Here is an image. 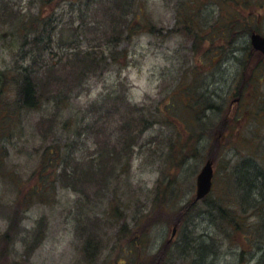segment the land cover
Segmentation results:
<instances>
[{"label": "rangeland", "instance_id": "obj_1", "mask_svg": "<svg viewBox=\"0 0 264 264\" xmlns=\"http://www.w3.org/2000/svg\"><path fill=\"white\" fill-rule=\"evenodd\" d=\"M236 1L133 0L126 9L124 0H12L27 16L39 11L52 15L59 23L57 33L68 35L76 29L79 36L72 45L55 50L58 56L65 57L71 47L90 49L121 29L124 41L117 48L118 59L91 69L76 83L64 115L52 106L24 110L16 125L11 124V136L0 137V264L148 263L166 243L178 241L179 228L173 236L174 216L170 215L196 198L197 176L215 138L210 194L223 197L229 185L228 190L235 192L229 195L231 202L242 207L237 203L236 175L240 182L248 180V172H264V79H259L264 66L260 57L248 53L253 28L264 33V0H247L245 5ZM109 14L116 19L111 22ZM137 16L138 26L128 35L125 29ZM12 24L19 27L9 19L0 24V70L15 63L21 48ZM191 84L203 93L195 106L199 114L204 112V98L216 106L215 112L207 111L208 124L217 125L213 140L205 137L198 155L192 156L189 148L179 144L188 138L184 114L177 123H147L135 140L128 133L130 153L122 155L118 164L103 160L109 141L121 147L118 133L123 123L147 114L142 108L165 111L172 101L170 93L184 92ZM240 90L245 97L236 101ZM180 101L186 109L189 102L185 97ZM68 141L73 142L71 149L62 148L55 157L61 169L45 165L42 146L62 147ZM101 166H119L112 183L103 182L106 172L99 173ZM48 179L56 180V185L49 183L45 194L37 192ZM166 187L173 188L167 197ZM28 193L32 197L21 199ZM198 202L189 227L210 233L215 228L202 212V200ZM241 214L255 223L257 215L250 210ZM40 220L44 235L32 250ZM124 223L129 225L127 230L122 229ZM135 231H140V239L133 238ZM6 232L9 237L3 236ZM224 245L222 257L209 264H238L237 246L229 238ZM131 250L134 253H126Z\"/></svg>", "mask_w": 264, "mask_h": 264}, {"label": "trees", "instance_id": "obj_2", "mask_svg": "<svg viewBox=\"0 0 264 264\" xmlns=\"http://www.w3.org/2000/svg\"><path fill=\"white\" fill-rule=\"evenodd\" d=\"M78 1L81 2L82 0ZM96 1L101 3L103 0ZM238 1L246 2L247 0ZM124 2L126 9L128 6L131 7L133 5V0H124ZM120 3L121 2H119L116 7L119 6ZM240 3L238 4L240 5ZM239 5L236 6L237 9H241L238 7ZM25 14V12L22 14L21 10L16 9L12 0H0V24L6 19H9L13 23H17V26L19 24L18 28H16L15 24H12V26L15 29L14 34L18 36L16 41L20 43L21 47L16 54L15 63L12 62L11 65H7L0 70V137L3 136L5 138L11 136V130L12 132L14 131L13 125H16L19 115L24 110H35L43 106H52L64 115L68 109V106L64 105L67 103V100H70L69 93L74 91L76 83L81 81L87 73H90L89 71L103 65V63L106 66L111 61L118 59L116 51L119 44L124 41V37H121L119 34L123 31L121 29L118 32L119 36L114 37L118 35L115 34L107 41L104 39V42L101 44L91 46L90 49L77 50V48L71 47V52H67L65 57L58 56L55 50L67 45H72L75 42V38L79 36L76 29L70 31L68 35H64V32L57 33L56 28L59 26V23L55 22L56 20L52 15L44 16L42 11L37 12L33 16H27ZM109 17L111 22L116 19L113 14H109ZM134 19L133 22H129V25L125 29L128 35L138 26V24L136 25L135 23L140 20V18L137 16ZM238 27L239 26H237V28ZM94 28L98 29V26ZM197 35V42H201L199 45V47H201L203 41L200 38L199 31H197ZM199 47L196 48L198 49ZM212 59L213 57L210 58V60ZM196 80L197 78L194 79L195 83ZM197 92L198 90L196 87L191 84V87L184 89V92L180 91L177 93L173 91L170 93L169 98L172 99V101H170V105L168 102L166 103L165 111L161 107H157L154 111L145 110V108L140 109L142 112L146 111L148 113L141 114L140 116H132L127 120L125 125L123 123V126L120 127L121 133H118L121 147L112 146L109 141L106 144L105 157L103 160H113L118 164L122 160V155H128L130 153V138L126 137L128 133H130L133 140H135L143 133L147 123L152 121L163 122L165 125L177 123L179 120L183 121V117H186L184 114L187 115V121L184 122V127L188 130V133L186 132L188 138L186 141L179 142V144L184 148H189L187 150H190L189 154L192 156L198 155L199 145L202 144L204 138L207 137L213 140L214 136H212V133L217 125L208 124L207 111L211 110L215 112L216 107L209 102L208 98L203 99L205 104L203 109L204 112L202 114L197 112L195 106L202 101V95L200 94H203L198 92V96L196 97L195 93ZM184 97L185 102H189L186 109L184 108V103L180 101L183 100ZM175 98H177V100ZM122 99L126 101V99ZM173 105H177L174 112ZM137 109L139 108H132V110ZM75 120L78 123L82 122L81 118H75ZM196 123H198V125ZM200 129H202V131H200ZM233 129H235V127ZM81 131L82 129L79 130L80 133ZM209 134L210 136H208ZM122 139H124L123 143ZM192 139H195L194 141L196 142L192 141ZM119 141L115 142L116 145L119 144ZM214 141L210 155H208V158L211 159L214 158L215 148L218 147L216 144L218 139L215 138ZM72 145L73 142L71 143L69 141L62 147L55 145V143L44 144L42 146L44 154L43 162L48 166L50 164H55L54 168L56 171L57 169H61L62 166L58 167L59 164L56 163L55 157L59 156L62 152V148L71 149ZM119 148L122 149L119 150ZM133 149L134 148H132V151ZM92 159L96 161V157L93 156ZM118 167L119 166L108 169L106 166H101L98 170L99 173L103 175V173L106 172V174L103 175V182L108 181V183H112L114 171ZM241 169L243 168L238 169L237 173ZM93 170H95L94 167ZM63 174H67L66 169L63 170ZM85 175H88V173L85 172L84 176ZM90 176L91 174L89 177ZM47 178H49L48 175ZM56 182V180L50 181V179H48L46 183H43V186L38 188L37 192L41 190L43 194L47 193L50 189L49 183L56 185ZM235 185L237 187L236 192L238 191L240 193L237 203H242V207L236 205L235 202H231L229 195L235 192H231L230 189L228 190V188H230L229 185L226 187L225 196L214 198L209 194L202 199V212L209 217L210 223L215 228L213 229L214 233L213 231L210 233H208L209 231L200 233L197 232L194 226H192V228L189 227L192 224L191 218L199 210V202L194 198L186 204L181 211L170 215V217L174 216L172 218V223L179 228L181 234V236L179 234L178 241L174 240L170 243H166L153 259L148 263L142 264H209L211 260L222 257L221 250L224 249L227 238H229L231 244H235L237 249H239V252H237L238 264H264V172H256L253 174H249L248 172V180L240 182H237L236 175ZM170 189L172 192L173 188H168L167 190L166 187L164 192L166 197L168 196L167 191H170ZM169 194L171 195L172 193L169 192ZM32 195V193H28L21 196V199H27L28 197H32ZM17 205L18 203L14 206L16 207ZM241 210L242 213H247V211L250 210L252 215H257L255 217V223H249V219L241 214ZM240 216L243 219H239L238 217ZM182 220L184 221L182 222ZM180 222H182L181 224L183 225L181 228ZM10 225L12 224L9 223V227ZM128 227L129 225L126 223L122 225L123 230H127ZM43 235L44 228L40 220L36 230L35 245L32 246V250L38 245ZM3 236L9 237V232L4 233ZM133 238H136V240L140 239V231H135L133 233ZM170 244L171 247H169ZM171 251H175V254H171ZM129 252L134 253L133 250L126 251V253ZM131 264L138 263L135 262Z\"/></svg>", "mask_w": 264, "mask_h": 264}, {"label": "water", "instance_id": "obj_3", "mask_svg": "<svg viewBox=\"0 0 264 264\" xmlns=\"http://www.w3.org/2000/svg\"><path fill=\"white\" fill-rule=\"evenodd\" d=\"M253 43L256 48L262 49L264 51V37L261 35H253ZM214 177V166L213 161L208 160L203 166L197 177V199H201L208 195L212 190ZM176 228L173 230L175 234Z\"/></svg>", "mask_w": 264, "mask_h": 264}, {"label": "flooded vegetation", "instance_id": "obj_4", "mask_svg": "<svg viewBox=\"0 0 264 264\" xmlns=\"http://www.w3.org/2000/svg\"><path fill=\"white\" fill-rule=\"evenodd\" d=\"M251 13H253V11H251ZM230 27L233 30V32H235V29L232 27L231 21H230ZM253 30H255L257 32H260L257 28H254ZM260 33H262V32H260ZM262 34H264V33H262ZM248 47H249V51H248L249 55L252 54V55H256V56L260 57V59L262 60V65L264 66V54L261 51L254 49L253 46H252V44H251V41L248 43ZM236 66L239 67V65L237 63H236ZM262 74H263V76H261V74L259 75L260 81L262 79H264V70H263ZM243 97H245V94L242 92V90H240V94H239L238 97H236V101L237 100H242ZM241 115L242 116L244 115L243 116L244 118L246 117L245 116V113H244V110H243V113Z\"/></svg>", "mask_w": 264, "mask_h": 264}]
</instances>
